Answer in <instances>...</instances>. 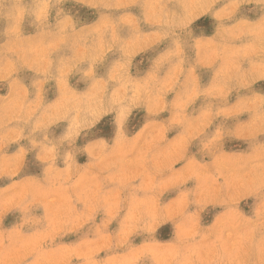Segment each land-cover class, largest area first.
<instances>
[{
  "label": "clouds",
  "instance_id": "clouds-1",
  "mask_svg": "<svg viewBox=\"0 0 264 264\" xmlns=\"http://www.w3.org/2000/svg\"><path fill=\"white\" fill-rule=\"evenodd\" d=\"M0 264H264V0H0Z\"/></svg>",
  "mask_w": 264,
  "mask_h": 264
},
{
  "label": "rangeland",
  "instance_id": "rangeland-1",
  "mask_svg": "<svg viewBox=\"0 0 264 264\" xmlns=\"http://www.w3.org/2000/svg\"><path fill=\"white\" fill-rule=\"evenodd\" d=\"M179 167V165H177ZM7 223V222H6ZM167 228H168V225H162L160 227V229H158V233L159 234H166L167 233ZM101 255H103V253H101Z\"/></svg>",
  "mask_w": 264,
  "mask_h": 264
}]
</instances>
